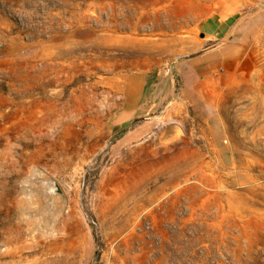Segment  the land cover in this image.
I'll use <instances>...</instances> for the list:
<instances>
[{
	"label": "rangeland",
	"instance_id": "1",
	"mask_svg": "<svg viewBox=\"0 0 264 264\" xmlns=\"http://www.w3.org/2000/svg\"><path fill=\"white\" fill-rule=\"evenodd\" d=\"M136 72L172 91L123 120ZM63 243L264 264V0H0V264Z\"/></svg>",
	"mask_w": 264,
	"mask_h": 264
},
{
	"label": "crops",
	"instance_id": "2",
	"mask_svg": "<svg viewBox=\"0 0 264 264\" xmlns=\"http://www.w3.org/2000/svg\"><path fill=\"white\" fill-rule=\"evenodd\" d=\"M217 22L218 24H215V30H217L214 34L215 36L219 34L218 30L222 32L221 30L226 26V19L218 20ZM228 33L229 30L224 31L223 36ZM211 34L210 36H212ZM171 91L170 81L160 72H136L127 75L122 89L125 107L120 117L123 120H130L153 112L157 105L170 96ZM73 253V245L63 243L59 246V255L55 259L54 264H103L100 260L94 258V250L90 249L85 257L77 263H74L71 259ZM46 263L50 264L49 261ZM21 264H30V261L26 260ZM41 264H44V262L41 261Z\"/></svg>",
	"mask_w": 264,
	"mask_h": 264
}]
</instances>
